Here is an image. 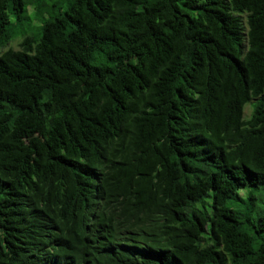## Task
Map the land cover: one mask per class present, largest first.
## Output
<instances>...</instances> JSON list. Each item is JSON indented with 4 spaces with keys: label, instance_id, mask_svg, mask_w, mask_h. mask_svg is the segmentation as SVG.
Instances as JSON below:
<instances>
[{
    "label": "trees",
    "instance_id": "1",
    "mask_svg": "<svg viewBox=\"0 0 264 264\" xmlns=\"http://www.w3.org/2000/svg\"><path fill=\"white\" fill-rule=\"evenodd\" d=\"M0 48V264H264V0H0Z\"/></svg>",
    "mask_w": 264,
    "mask_h": 264
},
{
    "label": "rangeland",
    "instance_id": "2",
    "mask_svg": "<svg viewBox=\"0 0 264 264\" xmlns=\"http://www.w3.org/2000/svg\"><path fill=\"white\" fill-rule=\"evenodd\" d=\"M14 41H12L11 43H13ZM4 48H0V52L3 50ZM252 105H253V102H249L248 104H246V107H245V117L246 118H249L250 116H251V113H252ZM251 111V112H250ZM249 189H251L250 187H248V188H246L245 190H243L242 191V193H245L246 194V192L249 190Z\"/></svg>",
    "mask_w": 264,
    "mask_h": 264
}]
</instances>
